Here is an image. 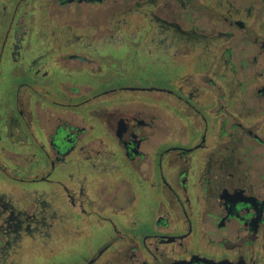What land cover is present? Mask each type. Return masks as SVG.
<instances>
[{
    "label": "flooded vegetation",
    "instance_id": "af4514ba",
    "mask_svg": "<svg viewBox=\"0 0 264 264\" xmlns=\"http://www.w3.org/2000/svg\"><path fill=\"white\" fill-rule=\"evenodd\" d=\"M0 264H264V0H0Z\"/></svg>",
    "mask_w": 264,
    "mask_h": 264
}]
</instances>
